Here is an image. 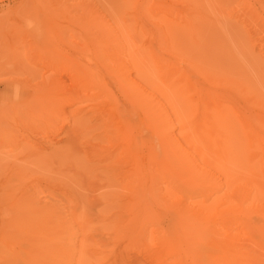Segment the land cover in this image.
I'll return each instance as SVG.
<instances>
[{"label": "rangeland", "instance_id": "obj_1", "mask_svg": "<svg viewBox=\"0 0 264 264\" xmlns=\"http://www.w3.org/2000/svg\"><path fill=\"white\" fill-rule=\"evenodd\" d=\"M243 128L264 135V0H0V264H264Z\"/></svg>", "mask_w": 264, "mask_h": 264}, {"label": "bare ground", "instance_id": "obj_2", "mask_svg": "<svg viewBox=\"0 0 264 264\" xmlns=\"http://www.w3.org/2000/svg\"><path fill=\"white\" fill-rule=\"evenodd\" d=\"M123 56V55H122ZM118 57V56H117ZM112 57V59H111V63H112V66H108L107 65V67H108V69H107V71H108V73L109 74H114V75H116L117 77H118V79H119V82H120V87H122V91L124 92L122 95L124 96V99H125V101L127 102V103H129L130 105H132L133 107L134 106H137V107H140V106H142L144 109H146L145 111H144V116H147L146 115V113H149V111H150V113H151V110H154L155 111V109H154V107H153V103H152V100H151V98H150V95L149 94H142L141 93V90H140V88H139V86H138V83L134 80V79H131L128 75H127V72L126 71H128V69H125V67H127L126 66V60H125V62H124V60L123 59H121L122 57ZM110 60V59H109ZM134 60V59H133ZM109 65H111V64H109ZM179 79H180V76L178 77ZM183 79V78H182ZM185 79H186V77H185ZM184 79V80H185ZM184 80H182V81H184ZM174 81H177V80H174ZM181 81V82H182ZM178 82V81H177ZM185 82L186 81H184V83H183V85L185 84ZM180 83V82H179ZM174 84V83H173ZM181 86H182V84H181ZM186 88V90H187V88H190V89H192L191 90V92H193L194 91V86H192V85H188V87L186 86V85H184ZM190 86H192L193 88H191ZM206 91H209V89L208 90H206ZM212 91V90H211ZM210 91V92H211ZM187 92V91H186ZM188 92H190V91H188ZM196 93V92H195ZM209 93V92H208ZM215 95H216V93H214ZM196 97V96H195ZM203 97V96H202ZM208 97V96H207ZM192 98V97H191ZM216 98V97H215ZM193 99V98H192ZM204 99V98H203ZM223 99V98H222ZM201 100H202V98H201ZM205 100V99H204ZM203 100V101H204ZM209 100V98L207 99V101ZM211 100H213V103H215L216 101H215V99L214 98H212V95H210V100H209V102H212ZM224 100V99H223ZM222 100V101H223ZM226 100L227 101H229V99H225V102H226ZM219 101H221V100H219ZM205 102V101H204ZM204 102H202V105L201 106H205L206 105V103H204ZM229 102H231V101H229ZM229 102H227L228 104H230L229 106H228V104H225L224 103V101L222 102V106H221V103L220 104H218L219 102H217V103H215V105L216 106H213V108H214V110L216 109V114L217 115H219L220 117H222V118H226L225 120H227V117H228V119H236L238 122H240V120H241V116L236 112V108H234V106H233V104H231V103H229ZM207 104H209V103H207ZM226 106H225V105ZM224 105V106H223ZM232 105V106H231ZM193 108V107H192ZM117 109H120V110H122V111H124L125 112V114H127L129 117H130V115H132L133 113H134V110H130L129 111V108H122L119 104L117 105ZM197 110V109H196ZM192 111V110H191ZM194 111H195V109H194ZM196 112V111H195ZM239 115V116H238ZM242 115V114H241ZM152 116H153V120H156L157 119V121H159L160 120V117H159V114L158 113H154V114H152ZM233 116V117H232ZM238 116V117H237ZM243 116H245V115H243ZM202 117H204V120H202L201 119V121H199V122H194V123H192V128H193V130H196L197 129V126L200 124L201 126L203 125V124H207V116L205 115V114H203V116ZM230 117V118H229ZM131 118V117H130ZM238 118H240V120L238 119ZM204 121V122H203ZM181 124H182V127L181 128H186V126H187V124L186 123H184L183 121H181ZM213 124V123H212ZM221 124H222V122H221ZM242 127H243V125H242ZM245 127H247V126H245ZM249 128V127H248ZM247 128V129H248ZM243 130L244 131H242L241 133H243V136L245 137L244 139H245V142H246V147H247V159H248V161H250L251 162V160H253L254 159V157L256 156L255 155V149L257 150V149H259L260 151V155L261 154H264V137H261V135H260V133H258V131H246L244 128H243ZM249 130V129H248ZM204 134V133H203ZM158 135H160V136H158ZM262 136H264V135H262ZM157 137H160V138H162V137H165V142H166V144H167V148H169V149H171V145H172V147L174 148V151H173V155H171V157L170 158H172V162L171 163H176V164H179V167H181V165L183 164V166H184V163H185V168L187 169V170H189V172L190 173H192V174H196V172H197V170H196V167L198 166V164H193L191 161H190V159H189V154L185 151V149H183L179 144H177L171 137L172 136H170L165 130H162V129H159L158 128V131L155 129L154 131H153V137H152V139H151V141L154 139V138H157ZM147 138H151V136L149 135ZM146 138V139H147ZM150 141V142H151ZM257 152V151H256ZM151 154L152 155H157V152H156V145H154V144H152V142H151ZM239 153H233V157H232V155H231V157L232 158H236L237 157V155H238ZM179 158V159H178ZM231 158V159H232ZM177 159V160H176ZM251 159V160H250ZM234 161V160H233ZM254 161V160H253ZM137 161H136V159H134V160H132L131 161V163H132V165L135 167L136 165H137V163H136ZM262 162H264V157H262ZM249 163V162H248ZM173 166L172 167H176V169H177V166H175L174 164H172ZM184 167H182V168H184ZM173 168V169H174ZM198 168V170H199V167H197ZM179 169V168H178ZM201 171V170H200ZM202 172V171H201ZM200 174V173H199ZM202 174H205V173H201V175ZM198 175V174H197ZM133 177H134V175H133ZM35 192V191H34ZM20 194V193H19ZM32 196H33V194H31ZM26 196V195H25ZM250 198L251 197V193H250V191L249 192H247V198ZM17 198H18V196H17ZM28 200V199H27ZM17 201V200H16ZM13 202V201H12ZM35 202H36V200H35ZM28 205H29V203H28ZM35 206V205H34ZM9 208H10V206H9ZM8 208V209H9ZM16 208H17V206H16ZM40 208V207H39ZM7 209V208H6ZM24 209V208H23ZM12 210V209H11ZM15 210V209H14ZM46 210V209H45ZM22 211V210H21ZM33 211V210H32ZM13 212H15V211H13ZM30 212H31V210H30ZM4 213V212H3ZM22 214V213H21ZM16 215V214H15ZM46 242V241H45ZM50 242V241H49ZM45 246V245H44ZM56 248V247H55ZM22 259V258H21ZM15 261H16V259H15ZM14 261V262H15ZM18 261V260H17ZM30 262V261H29Z\"/></svg>", "mask_w": 264, "mask_h": 264}]
</instances>
